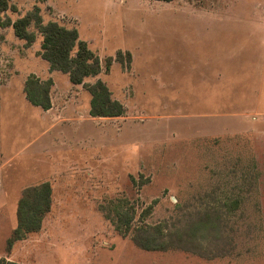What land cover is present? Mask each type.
<instances>
[{
	"label": "rangeland",
	"instance_id": "1",
	"mask_svg": "<svg viewBox=\"0 0 264 264\" xmlns=\"http://www.w3.org/2000/svg\"><path fill=\"white\" fill-rule=\"evenodd\" d=\"M10 2L3 20L38 8L44 22L76 28L103 62L86 82L102 79L124 112L91 115L88 89L42 58V34L32 26L27 44L0 24V258L264 264V0ZM119 50L131 63L107 69ZM30 74L53 81L54 117L42 126L25 102ZM46 181L41 230L9 248L19 198ZM116 203L134 207L133 228L161 222L169 233L210 215L208 255L139 247L107 216Z\"/></svg>",
	"mask_w": 264,
	"mask_h": 264
},
{
	"label": "trees",
	"instance_id": "2",
	"mask_svg": "<svg viewBox=\"0 0 264 264\" xmlns=\"http://www.w3.org/2000/svg\"><path fill=\"white\" fill-rule=\"evenodd\" d=\"M11 8L14 9V5L10 0H0V24L12 25L15 34L26 40L27 44L36 40L37 33L32 29L34 26L42 34L40 54L49 63L50 69L67 73L73 84H83L90 92L91 115L114 117L123 114L122 103L113 98L111 90L102 79L98 78L93 83L86 82L87 78L96 77L101 72L103 62L88 43L79 37L76 28L66 27L54 20L44 22L38 8L28 11L13 23L10 18L3 20L1 14ZM114 60L129 65L132 56L129 51L125 53L121 50L117 51L115 57H107L105 61L107 69ZM52 85L51 78L42 80L35 74H30L25 81L24 91L33 105L46 110L51 107ZM51 206L52 187L49 182L26 188L17 203V225L8 239V247L11 248L14 242L24 239L28 234L40 231L45 215L50 211ZM135 215L134 207L116 203L107 216L119 233L126 236L132 232L133 241L143 249L168 250L176 246L208 255L206 243L210 229L214 227L215 219L210 215L194 222L184 232L175 231L173 233H169L165 224L161 222L141 224L133 228L132 222ZM0 264L23 263L2 257Z\"/></svg>",
	"mask_w": 264,
	"mask_h": 264
},
{
	"label": "crops",
	"instance_id": "3",
	"mask_svg": "<svg viewBox=\"0 0 264 264\" xmlns=\"http://www.w3.org/2000/svg\"><path fill=\"white\" fill-rule=\"evenodd\" d=\"M91 15L88 17L91 21L90 22H92V23H90V24H87L85 27H86V29L87 30H94L95 31V28H94V26H95V24H94V22H96L97 20H96V18H95V16L94 15H92V13L91 12H89ZM24 100V99H23ZM25 102H26V104L28 105H26L28 108H33V110H34V114L36 115V118H38V122H39V124H40V126H42L44 123H45V118H52L53 119V117H54V114L51 112V110H52V105H54V103L52 102V99H51V107L49 108V109H43V108H41L40 106H36V105H33L30 101H27V99L25 98ZM46 120H48V119H46ZM31 143V142H30ZM29 143V144H30ZM47 182V181H46Z\"/></svg>",
	"mask_w": 264,
	"mask_h": 264
}]
</instances>
